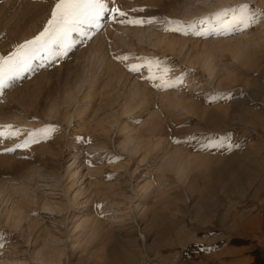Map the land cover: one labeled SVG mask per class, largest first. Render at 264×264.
<instances>
[{
    "label": "rangeland",
    "instance_id": "1",
    "mask_svg": "<svg viewBox=\"0 0 264 264\" xmlns=\"http://www.w3.org/2000/svg\"><path fill=\"white\" fill-rule=\"evenodd\" d=\"M56 2L0 0V56L8 55L42 32ZM242 3L264 11V0H115L110 6L125 16L113 13L114 20L105 19L98 33L83 44L77 43L66 56L37 60L31 72L0 89V128L5 133L0 138V186L7 187L0 215L23 198L11 190V185L27 182L30 172L39 174L36 184L31 185L33 198H29L33 205H29V215L21 227H11L0 217V264H217V251L211 249L219 240H211L222 234L239 246L255 247V264L264 263L263 236L255 241L236 231L229 233L221 226L201 227L195 224L191 212V205L199 207L194 200L208 193L217 207L226 205L218 209L213 223L229 225L231 215L241 206L243 209L253 205L250 212H264L261 187L238 189L237 196L242 195V199L233 196L226 203L224 186L213 184L207 173L221 168L222 162L232 157H264V21L229 35L215 31L206 35L165 31L168 21L174 22L171 27L195 22L200 31L202 18ZM128 19L145 22H119ZM211 23L209 19L204 27ZM135 31H153L176 44L171 49L156 47L136 38ZM241 43L247 45L237 57L234 48ZM93 51L104 61L89 56ZM205 52L211 53L216 65L210 78L200 64ZM125 56L127 60L117 59ZM146 61L159 64L149 65ZM129 65H136L139 70L130 71ZM149 68L157 77L158 69H169L163 79L182 77L181 82L173 88L154 87L162 84V79H149ZM68 94L72 98L66 102ZM172 94L182 97L185 110L169 108L161 98ZM52 107L59 108L57 115L50 116ZM119 122L135 128L142 137H150L151 142L133 156L129 150L119 149L118 140L124 137ZM47 126L53 130L45 135L41 130ZM11 132L17 134L9 135ZM29 133L34 134V142L17 147L29 138ZM224 136L238 147H202L209 137ZM155 140L160 141V146L151 149ZM93 147L104 148L106 153ZM175 147L181 156L199 155L182 179L168 169L156 171L163 154ZM73 160L82 168V177L72 183L63 172ZM160 174L166 177L162 186L157 184ZM146 181L157 186L144 192L140 187ZM81 187L87 194L72 198ZM47 204L54 211L46 210ZM55 204L62 206L60 212L53 209ZM86 208L98 226L80 244H73L72 224ZM46 237L58 239L61 248L54 263L44 262L48 250L39 246ZM188 247H198L194 251L197 255H189ZM245 255L252 254L247 251Z\"/></svg>",
    "mask_w": 264,
    "mask_h": 264
},
{
    "label": "bare ground",
    "instance_id": "2",
    "mask_svg": "<svg viewBox=\"0 0 264 264\" xmlns=\"http://www.w3.org/2000/svg\"><path fill=\"white\" fill-rule=\"evenodd\" d=\"M119 36V35H117ZM134 36L138 39H145L149 44H152L153 46L156 47H160V48H173L175 46V42L172 40H169L163 36H159L157 33L153 32V31H135L134 32ZM124 37V36H123ZM122 37V38H123ZM122 40V39H121ZM225 41V40H224ZM247 41V40H246ZM218 42V41H217ZM243 44V45H242ZM241 45V46H240ZM238 44V46H236V48H234V55L235 56H239L244 48L246 47L247 43H241ZM249 46V45H248ZM99 53V52H98ZM89 56L91 57H98L101 60H103V57H100L97 52H92L91 55L89 54ZM97 58V59H98ZM98 59V60H100ZM104 61V60H103ZM201 66L202 69L207 73V76L213 77L216 71V65L214 64L212 57H211V53L210 52H205L204 56L202 58L201 61ZM229 74V73H228ZM130 92V91H129ZM132 92V91H131ZM135 93V92H134ZM73 94V93H72ZM72 94H68L65 98L66 102L70 101L72 98ZM136 94V93H135ZM134 94V95H135ZM179 94V93H178ZM115 95V94H114ZM162 95V94H161ZM117 96V95H116ZM133 97V96H132ZM162 99H164V101H166L168 103L169 108L171 107L174 110H185V106H184V100L182 99V97H177L176 94H172V96H163L161 97ZM160 99V100H162ZM63 100V99H62ZM137 100V99H136ZM64 101V100H63ZM104 101V100H103ZM141 103V102H140ZM104 104V103H103ZM55 106V105H53ZM62 107V106H61ZM130 107V106H128ZM56 108L58 107H52V109L50 111V116L54 115L56 112ZM59 109V108H58ZM129 109L127 108L124 111H128ZM132 110V109H131ZM150 110V109H149ZM117 111V109H116ZM60 112V111H58ZM130 112V111H129ZM132 112V111H131ZM57 113V112H56ZM154 114V113H151ZM57 115V114H55ZM124 115V114H123ZM154 116V115H153ZM49 117V115H48ZM56 117V116H55ZM59 118V116H57ZM56 117V119H57ZM155 117V116H154ZM15 118V117H14ZM18 118V117H16ZM65 118V117H64ZM93 118V117H92ZM11 119V118H10ZM48 119V118H47ZM66 119V118H65ZM95 120V119H94ZM218 120V119H217ZM14 121V120H13ZM12 121V122H13ZM19 121V120H18ZM225 122V121H224ZM120 123V122H119ZM221 123V122H220ZM122 124V123H120ZM146 124V123H145ZM148 124V123H147ZM130 127V126H129ZM148 127V126H147ZM146 127V128H147ZM138 128V127H137ZM150 128V127H149ZM222 129V128H221ZM120 131L123 132L124 137L121 141L118 140V146L119 149L121 150H129V153H137L140 149H142L145 145L149 144L150 141V137H142L140 136L137 131L135 130V128H128V126L125 125H121L120 126ZM119 131V132H120ZM140 132V131H138ZM105 134V133H104ZM100 140V139H99ZM153 140V139H152ZM97 144V143H96ZM151 145V144H150ZM95 146V145H94ZM160 146V141L159 140H155L152 143V147L153 148H157ZM99 147V146H98ZM101 147V146H100ZM178 147V146H177ZM95 148V147H93ZM90 149V148H89ZM97 149V148H95ZM149 149V150H151ZM99 151H101L100 153L105 152L106 150L104 148H99L97 149ZM168 150V149H167ZM166 150V151H167ZM95 154L96 151L92 150ZM170 151H172L170 153ZM166 153L163 154L162 159L160 160V164L159 166L156 168V171H160L161 173L165 170H171L175 177L177 178H184L190 168V166L192 164H194L195 162H197V160L199 159V155L196 156L195 153H187L186 156H181L179 153V149L178 148H174V150H170ZM200 152V151H199ZM85 153V152H84ZM99 153V152H98ZM106 153V152H105ZM186 153V152H185ZM92 154V153H91ZM130 154V155H131ZM132 154V156H133ZM202 154V153H201ZM76 155V154H75ZM255 155V153L253 154ZM97 157L99 155H96ZM93 156V157H96ZM161 156V155H160ZM99 158V157H98ZM208 158V157H207ZM77 159V158H76ZM101 159V158H100ZM93 160V159H92ZM219 162H221V160H218ZM202 162V161H201ZM208 162V161H207ZM264 157H260L255 158L252 157L251 159L248 158H244L243 156H236V157H232L227 161L222 162L223 166L221 168H217L212 170L211 172L207 170V167L205 168V170H207V173L209 174V177L212 178V181L214 182L213 184H219L222 183V185L225 188V194H224V200L226 201V203H230V200H232L231 198L233 196L241 198L242 199V195L237 196L239 194H237V190L238 189H244L246 186H252L253 188H259L261 187L264 190ZM103 163V162H102ZM81 165V164H80ZM205 165V163H204ZM209 165V164H208ZM98 166V165H97ZM81 168V167H80ZM79 168V166H77L76 161L73 160L71 163H69V165H67V167L64 169L63 172V176L67 177L70 182L72 181H78V179H80L82 176L81 173V169ZM87 168V167H86ZM229 168V169H227ZM35 171V170H34ZM38 171V170H37ZM99 171V169H98ZM86 172V171H85ZM95 172V170H94ZM159 172V173H160ZM38 173V172H37ZM36 172H30L27 175V182L22 183V184H13L11 185V190L18 196V197H23L18 201H14L12 203V205L8 208H5L3 210V212L1 213L0 217L1 220H3L5 222V224H10L11 227L14 228H18L21 227V223L23 222V220L25 218L28 217L29 212H30V208L29 205H33V202L31 203V200L29 197L33 198V196H31V192L33 191V189L31 190V185H35L37 182V179L39 177V174H37ZM91 173V171H90ZM84 174V173H83ZM88 174V173H87ZM85 174V175H87ZM163 175V174H162ZM161 174L157 176V184L158 186H162L166 184L165 178L164 176H162ZM173 175V176H174ZM50 176V175H49ZM56 176V175H55ZM100 176V175H99ZM46 177V176H45ZM84 177V176H83ZM55 178V177H53ZM176 178V179H177ZM50 179V178H49ZM200 179V178H199ZM259 179L258 183H254V180ZM52 180V179H51ZM56 180V179H55ZM82 180V179H81ZM97 180V179H95ZM211 180V179H209ZM94 181V180H93ZM191 181V180H190ZM43 182V181H42ZM80 182V180H79ZM95 182V181H94ZM46 183V181H45ZM59 184V183H58ZM71 184V183H70ZM212 184V185H213ZM54 185V184H53ZM97 185V184H96ZM191 185V184H190ZM190 185L188 186V189L190 188ZM193 185V184H192ZM72 186V184L70 185ZM154 185L152 183V181H146V183L141 186L140 188L144 191V192H149L150 189H152ZM9 187V186H8ZM76 187V185H75ZM94 187H96L94 185ZM194 187V186H193ZM69 188V187H68ZM67 188V190H68ZM97 188V187H96ZM94 188V189H96ZM104 188V187H103ZM109 188V187H107ZM49 189V188H48ZM81 189V190H80ZM80 189H77L76 191L73 192V197L72 198H78V195H82V194H87L85 193L86 189H82V187ZM222 189V188H221ZM53 190V189H52ZM91 190V189H90ZM98 189H96L97 191ZM10 191V190H8ZM95 191V192H96ZM152 191V190H151ZM193 191V190H192ZM209 191V190H208ZM53 192V191H52ZM72 192V191H71ZM191 192V191H190ZM224 192V191H223ZM240 192V191H239ZM92 193V192H91ZM97 193V192H96ZM114 193V192H113ZM205 193V192H204ZM59 194V193H58ZM99 194V193H98ZM213 194V193H212ZM7 195V187L5 186H0V203L4 200L5 201V197ZM48 195V194H47ZM60 195V194H59ZM86 196V195H85ZM110 196V195H109ZM60 197V196H59ZM87 197V196H86ZM102 197V196H101ZM114 197V196H113ZM5 198V199H4ZM84 198V195H83ZM132 198V197H131ZM11 199V198H9ZM23 199V200H22ZM37 199V198H36ZM103 199V198H102ZM107 199V197H106ZM123 199V198H122ZM264 199V198H263ZM33 200V199H32ZM85 200V199H84ZM160 200V199H159ZM213 200V199H212ZM76 201V200H75ZM86 201H88L86 199ZM105 201V199H104ZM110 201V200H109ZM215 201V199H214ZM239 201V200H238ZM46 202H48L46 200ZM89 202V201H88ZM194 202L196 204L199 205V207H194L191 205V212L193 213L194 216V221L196 225L199 226H205L208 225L211 228L214 227H218L221 226L223 227L224 230H226L227 232H233L236 231L239 233V235H245L248 237H252L253 240L256 241V238L259 236H263L264 237V212H250V209L253 208V205H249L246 208L241 206L240 210H237V212L233 213L231 215V223L229 225H226L222 222H218L216 221L215 223L212 222L213 217H216L217 215V211L218 209L224 208V204H220L218 207L216 204L212 203V201L210 200V193L205 194L200 197L197 198L196 200H194ZM193 202V203H194ZM241 202V201H240ZM76 203V202H75ZM87 203V202H86ZM85 203V204H86ZM104 203V202H103ZM124 203V202H123ZM243 203V202H241ZM240 203V205H242ZM260 203V202H259ZM45 204V201L44 203ZM42 204V205H43ZM53 204V203H52ZM105 204V203H104ZM109 204V203H108ZM30 205V206H31ZM51 205V204H50ZM49 204H47V206L45 207L46 210H52V208L50 207ZM124 205V204H123ZM239 205V206H240ZM257 205V204H256ZM76 206V205H75ZM263 206V205H262ZM34 207V206H33ZM228 207V206H227ZM235 207V206H234ZM83 208V207H82ZM85 208V205H84ZM83 208V209H84ZM111 208V206H110ZM136 208V207H135ZM163 208V207H162ZM179 208V207H178ZM230 208V206H229ZM228 208V209H229ZM263 208V207H262ZM44 209V210H45ZM53 209H55V211L60 212V210L62 209V206H60L59 204H55L53 205ZM102 209V208H101ZM227 209V208H226ZM225 209V211H226ZM227 209V210H228ZM32 210V209H31ZM108 210V209H107ZM138 210V209H137ZM249 210V211H248ZM253 210V209H252ZM251 210V211H252ZM224 211V212H225ZM65 212V211H64ZM55 213V212H54ZM82 213V212H81ZM92 213V212H91ZM56 214V213H55ZM170 214V212H169ZM223 214V213H222ZM116 215V214H115ZM152 215V214H151ZM158 215V214H157ZM221 215V214H220ZM219 215V216H220ZM92 215H88V208H86V212L83 213V215L80 217L79 220H76L73 224H72V234H73V244H80L83 240V238L89 235V233H92V230L94 228V224H96V220H94L92 217ZM79 217V216H78ZM157 217V216H156ZM160 217V215H159ZM221 217V216H220ZM120 218V217H119ZM207 218V219H206ZM205 219V220H203ZM225 220V219H224ZM223 220V221H224ZM28 221V220H27ZM38 221V220H37ZM36 221V222H37ZM157 221V220H156ZM159 221V220H158ZM32 222V220H31ZM164 222V221H163ZM226 222V221H225ZM3 223V222H2ZM191 223V222H190ZM71 226V224H70ZM98 226V225H97ZM96 226V227H97ZM168 227H173L172 225H168ZM198 227V226H197ZM216 227V228H217ZM220 227V228H221ZM29 228V227H28ZM152 228V227H151ZM219 228V229H220ZM100 229V228H99ZM61 230V229H60ZM96 230V229H95ZM36 231V229H35ZM97 232V231H96ZM189 232V230H188ZM218 233V232H217ZM38 234V233H36ZM191 234V233H190ZM216 234V233H215ZM225 234V232H224ZM235 234V233H234ZM237 234V233H236ZM48 235V234H47ZM174 235V234H173ZM176 235V234H175ZM195 235V234H194ZM231 235V234H230ZM38 236V235H37ZM91 236V234H90ZM226 235L223 236L222 235H217L214 238H212L211 241L214 240H219L217 242V244H215L214 248L211 250H215L217 251V256H215V263L217 264H255V258L253 256V254L256 252H258L255 247H248L245 248L243 245V247L237 245L234 241H231L227 238H225ZM229 237V236H228ZM166 239V238H165ZM43 242L40 243V249H46L48 250V255L45 258L44 262H55L58 257L60 256V249L58 244H57V240L50 238V237H46L42 239ZM190 240V238H189ZM170 241V240H169ZM264 241V240H263ZM61 242V241H60ZM249 243V242H248ZM36 244V243H35ZM85 244V243H84ZM88 244V243H87ZM92 244V243H91ZM187 244V243H186ZM262 244V243H261ZM82 246V244H81ZM88 246V245H87ZM261 246V245H259ZM263 246V245H262ZM180 247V245H179ZM87 248V247H86ZM189 248V247H188ZM196 249L198 247H195ZM194 249H190L188 250V254H195ZM38 249V250H40ZM41 250V251H42ZM86 250V249H85ZM249 251L252 255H245V253ZM113 252V251H112ZM175 255V254H174ZM197 255V254H195ZM214 255V254H213ZM216 255V254H215ZM186 256V255H184ZM188 256V255H187ZM186 256V257H187ZM199 256V254H198ZM212 256V255H211ZM197 258V256H196ZM187 259V258H186ZM193 259V258H192ZM211 259V258H210ZM213 259V257H212ZM44 260V259H43ZM184 260V259H183ZM186 261V260H185ZM184 261V262H185ZM207 261V260H206ZM214 261V260H213ZM35 262V261H34ZM188 262V260H187ZM212 262V261H211ZM10 264V263H9ZM94 264V263H93ZM187 264V263H184ZM193 264V263H192ZM264 264V263H263Z\"/></svg>",
    "mask_w": 264,
    "mask_h": 264
},
{
    "label": "snow or ice",
    "instance_id": "3",
    "mask_svg": "<svg viewBox=\"0 0 264 264\" xmlns=\"http://www.w3.org/2000/svg\"><path fill=\"white\" fill-rule=\"evenodd\" d=\"M115 0H57L51 9V17L47 21L44 30L31 40L19 44L15 50H12L6 56H0V89L10 87L11 83L21 78L25 73L33 69V63L37 60L50 61L62 58L77 44H83L91 38L94 33H98L103 27L105 19L114 20L113 13H118L121 17L125 16L124 12L119 11L114 6ZM211 19L212 23L204 27L206 22ZM264 21V11L252 9L246 3L233 6L229 9L220 10L200 20L201 30H196L195 22L187 25L177 24L171 27L173 21H168L169 27L165 31H177L188 34L192 31L195 35H206L208 31H215L218 34L229 35L234 32H243ZM120 23L132 25H142L145 21L141 19L120 20ZM152 20L149 19L148 23ZM79 37V40L76 37ZM117 59L127 60V57H117ZM151 65L159 64V61H146ZM43 66V65H41ZM130 71H138L136 65H129ZM160 77H157L149 68V79H162V84L154 87L173 88L177 86L182 77L171 80H164L163 76L169 69L160 70ZM11 127V126H8ZM53 130L52 126H47L41 131L47 135ZM18 131V130H17ZM17 132H11L9 135H16ZM5 137L4 130L0 128V138ZM28 139L17 147H27L29 143L34 142V134L29 133ZM179 142V141H175ZM222 146L231 150L234 145L228 136L215 138L209 137L202 147L211 149ZM12 149H8L11 151Z\"/></svg>",
    "mask_w": 264,
    "mask_h": 264
}]
</instances>
